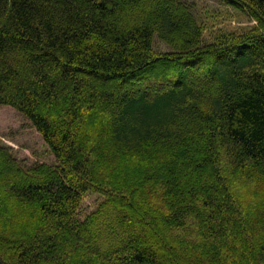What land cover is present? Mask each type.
Here are the masks:
<instances>
[{"label":"trees","instance_id":"1","mask_svg":"<svg viewBox=\"0 0 264 264\" xmlns=\"http://www.w3.org/2000/svg\"><path fill=\"white\" fill-rule=\"evenodd\" d=\"M224 1L255 24L204 43L183 0H0V104L56 162L0 144V264H264V0Z\"/></svg>","mask_w":264,"mask_h":264},{"label":"rangeland","instance_id":"2","mask_svg":"<svg viewBox=\"0 0 264 264\" xmlns=\"http://www.w3.org/2000/svg\"><path fill=\"white\" fill-rule=\"evenodd\" d=\"M190 6L199 23L207 28L203 34V42H209L208 31L217 28L239 30L243 26L255 24L248 15L240 12L224 0H183ZM153 48L158 52L170 51V47L157 35L153 38ZM0 144L10 148L17 160L29 167L35 162L55 165V158L45 143L42 135L31 122L15 108L0 104ZM102 196L89 191L81 205V217L93 211Z\"/></svg>","mask_w":264,"mask_h":264}]
</instances>
